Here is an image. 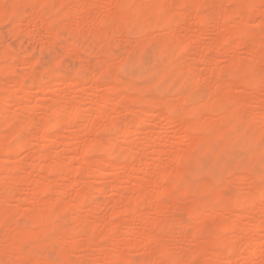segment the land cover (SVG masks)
<instances>
[{
    "label": "rangeland",
    "instance_id": "374dc122",
    "mask_svg": "<svg viewBox=\"0 0 264 264\" xmlns=\"http://www.w3.org/2000/svg\"><path fill=\"white\" fill-rule=\"evenodd\" d=\"M0 264H264V0H0Z\"/></svg>",
    "mask_w": 264,
    "mask_h": 264
},
{
    "label": "bare ground",
    "instance_id": "6f19581e",
    "mask_svg": "<svg viewBox=\"0 0 264 264\" xmlns=\"http://www.w3.org/2000/svg\"><path fill=\"white\" fill-rule=\"evenodd\" d=\"M111 161L113 162V160H111ZM111 161H110V162H111ZM112 162H111L110 164H112Z\"/></svg>",
    "mask_w": 264,
    "mask_h": 264
}]
</instances>
